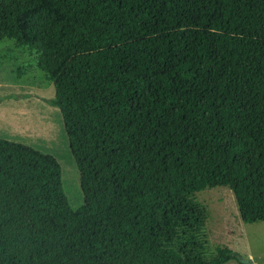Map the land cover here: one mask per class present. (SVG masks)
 <instances>
[{"label": "trees", "instance_id": "obj_1", "mask_svg": "<svg viewBox=\"0 0 264 264\" xmlns=\"http://www.w3.org/2000/svg\"><path fill=\"white\" fill-rule=\"evenodd\" d=\"M4 39L53 85L83 205L0 138V264L242 263L193 195L264 223V0H0Z\"/></svg>", "mask_w": 264, "mask_h": 264}, {"label": "rangeland", "instance_id": "obj_2", "mask_svg": "<svg viewBox=\"0 0 264 264\" xmlns=\"http://www.w3.org/2000/svg\"><path fill=\"white\" fill-rule=\"evenodd\" d=\"M54 88L37 64V54L0 41V138L53 156L61 168V183L70 207L83 205L79 172L70 153L59 110L50 104ZM207 211L204 233L209 252L225 247L242 261L264 264V223L241 221L232 192L205 189L193 195Z\"/></svg>", "mask_w": 264, "mask_h": 264}]
</instances>
